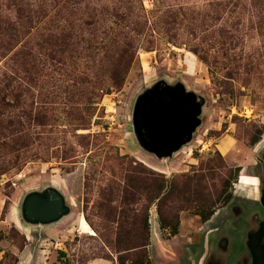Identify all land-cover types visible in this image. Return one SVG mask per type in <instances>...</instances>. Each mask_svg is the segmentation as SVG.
<instances>
[{"label": "rangeland", "instance_id": "obj_1", "mask_svg": "<svg viewBox=\"0 0 264 264\" xmlns=\"http://www.w3.org/2000/svg\"><path fill=\"white\" fill-rule=\"evenodd\" d=\"M64 1L0 0V264H130L140 252L149 264H252L247 238L264 222V0H223L216 21L210 0H141L144 28L113 20L116 0ZM167 5L175 25L165 24ZM85 7L106 23L88 56L140 44L120 91L89 109L66 101L65 88H37L34 66L45 36L77 22L65 11ZM157 85L193 93L200 121L162 159L141 148L133 129L137 99ZM127 181L137 187L125 202ZM152 181L150 195L140 191ZM50 188L68 214L51 225L24 223L26 195ZM80 218L94 235L79 231ZM122 218L148 226L126 251L114 246ZM145 237L144 250L132 248Z\"/></svg>", "mask_w": 264, "mask_h": 264}, {"label": "trees", "instance_id": "obj_2", "mask_svg": "<svg viewBox=\"0 0 264 264\" xmlns=\"http://www.w3.org/2000/svg\"><path fill=\"white\" fill-rule=\"evenodd\" d=\"M52 1L58 2L60 0ZM69 2L72 1H64L66 4ZM81 2H83V0L78 3ZM257 2L259 1L253 0L254 5H257ZM78 3L72 2L71 4L76 5ZM115 3L118 7H116L115 12H113L115 14H111L113 20L117 21L120 25L122 24L123 28H129V26L137 28L145 27L146 12L141 0H116ZM224 4L223 0H210V3L208 2L210 20H217L215 16L224 8ZM87 9L88 8L85 7L82 11H78L77 9L76 11L73 8L65 11L67 16L77 13L79 16L77 22L73 25L70 24L66 26V28L65 26H58L54 28L52 34H47L45 36L44 41L38 45L34 66L37 88H65L64 93L68 94L69 98H67L66 101L75 102L77 105L85 106L89 109L97 104L96 100L99 99L100 96L112 91H120L126 75L133 64L135 50L140 44H136L135 46L133 44L110 46L106 58L95 59L91 53L90 56H88L87 52H94L99 49V45L103 43L102 40H96V35L98 31L106 27V23L99 17L101 12L93 9L85 11ZM174 9L173 5H167L164 8L163 15L167 17V23L165 24L169 26L176 24V20L172 19V15L175 12ZM45 15L46 14H43L42 11L38 12L37 20L41 21L45 18ZM63 20L66 23L67 19ZM191 20L193 19L191 18ZM116 26L119 27V25ZM148 48H152V44H150ZM193 53L198 55L199 60L207 63L206 59L200 56V51H198L197 48L194 49ZM79 58L81 61L76 63L74 59ZM74 64L78 65L74 67ZM59 72H62L64 76L63 79L55 78L56 75H59ZM69 88L71 91H67ZM73 89L74 91H72ZM3 103L4 96L1 95L0 91V106L4 105ZM46 117L47 116L44 114L41 115L42 119ZM130 167H132V164ZM125 172L128 173L129 170ZM127 182L125 188L128 192L124 190V193L126 191L124 198L125 202L130 201V199H128L131 194L130 192L137 187L130 185L131 181H129L128 184ZM153 184V181L152 183H143L140 191H144L146 195H150L155 188ZM199 215L204 221L208 220L209 214H205L204 211H200ZM160 225L161 228H165L163 220H160ZM167 227L170 229V235L175 236L177 234L176 220L173 225L169 224ZM147 230L148 226L146 225V221H143L142 224L141 220L132 219L131 221H127L122 218L117 221L114 246L117 250L123 248V251L129 250L132 245V238L144 239L143 237L146 235ZM147 241L148 238L146 239L145 237L144 242L139 244L135 242L132 248L144 250L148 245ZM117 264H126V262L119 260ZM130 264H149V262L146 255L143 256V252H140L138 259L134 261L130 260Z\"/></svg>", "mask_w": 264, "mask_h": 264}, {"label": "water", "instance_id": "obj_3", "mask_svg": "<svg viewBox=\"0 0 264 264\" xmlns=\"http://www.w3.org/2000/svg\"><path fill=\"white\" fill-rule=\"evenodd\" d=\"M198 114L193 93H185L179 87L168 89L157 85L137 99L133 129L143 150L158 159L167 158L190 141L191 133L200 123ZM260 204L264 208V190ZM68 212L63 196L52 188L29 193L21 205L22 220L29 225H51ZM263 237L264 222L247 238L252 264H264V245L260 244Z\"/></svg>", "mask_w": 264, "mask_h": 264}, {"label": "bare ground", "instance_id": "obj_4", "mask_svg": "<svg viewBox=\"0 0 264 264\" xmlns=\"http://www.w3.org/2000/svg\"><path fill=\"white\" fill-rule=\"evenodd\" d=\"M254 179L257 181L256 178H254ZM79 227H80L82 233H84L86 235H94L93 231L89 228V226L87 225V223L85 222V220L83 218H81L79 221Z\"/></svg>", "mask_w": 264, "mask_h": 264}, {"label": "crops", "instance_id": "obj_5", "mask_svg": "<svg viewBox=\"0 0 264 264\" xmlns=\"http://www.w3.org/2000/svg\"><path fill=\"white\" fill-rule=\"evenodd\" d=\"M81 219V218H80ZM80 219H79V221H80ZM78 229H79V231L82 233V231H81V229H80V227H79V222H78ZM88 264H98V261H92V262H90V263H88Z\"/></svg>", "mask_w": 264, "mask_h": 264}]
</instances>
